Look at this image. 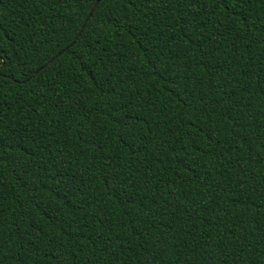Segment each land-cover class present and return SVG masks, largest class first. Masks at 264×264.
<instances>
[{"label": "trees", "instance_id": "1", "mask_svg": "<svg viewBox=\"0 0 264 264\" xmlns=\"http://www.w3.org/2000/svg\"><path fill=\"white\" fill-rule=\"evenodd\" d=\"M0 55V264H264V0H0Z\"/></svg>", "mask_w": 264, "mask_h": 264}, {"label": "snow or ice", "instance_id": "2", "mask_svg": "<svg viewBox=\"0 0 264 264\" xmlns=\"http://www.w3.org/2000/svg\"><path fill=\"white\" fill-rule=\"evenodd\" d=\"M135 5L133 4V7H134ZM6 63V58L3 56V55H0V69H2L3 68V65ZM262 91H264V88H262ZM5 145H0V152H3L4 150H5ZM224 255H225V258H227V256H228V253L227 252H225L224 253Z\"/></svg>", "mask_w": 264, "mask_h": 264}, {"label": "water", "instance_id": "3", "mask_svg": "<svg viewBox=\"0 0 264 264\" xmlns=\"http://www.w3.org/2000/svg\"><path fill=\"white\" fill-rule=\"evenodd\" d=\"M93 10H94V7H93V9L91 10V12H90V14H89V16L87 17V19H86V21H85V23H84V25H83V28H84V26L86 25V23L88 22V20H89V18L91 17V15H92V13H93ZM83 28L81 29V31L79 32V34L78 35H80L81 34V32H82V30H83ZM64 51H61L58 55H60V54H62ZM57 55V56H58ZM52 62V60L51 61H49V63L48 64H46L45 66H47V65H49L50 63ZM43 69V67L42 68H39V70H37L35 73H34V75L33 76H35L39 71H41ZM32 76V77H33Z\"/></svg>", "mask_w": 264, "mask_h": 264}]
</instances>
